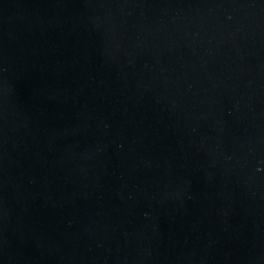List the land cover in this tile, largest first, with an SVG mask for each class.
<instances>
[{"label": "water", "instance_id": "water-1", "mask_svg": "<svg viewBox=\"0 0 264 264\" xmlns=\"http://www.w3.org/2000/svg\"><path fill=\"white\" fill-rule=\"evenodd\" d=\"M0 264H264V0H0Z\"/></svg>", "mask_w": 264, "mask_h": 264}]
</instances>
